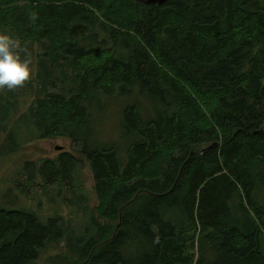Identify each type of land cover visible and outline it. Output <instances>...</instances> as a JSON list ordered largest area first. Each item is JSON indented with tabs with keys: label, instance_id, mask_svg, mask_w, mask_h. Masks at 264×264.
I'll list each match as a JSON object with an SVG mask.
<instances>
[{
	"label": "trees",
	"instance_id": "obj_1",
	"mask_svg": "<svg viewBox=\"0 0 264 264\" xmlns=\"http://www.w3.org/2000/svg\"><path fill=\"white\" fill-rule=\"evenodd\" d=\"M0 32L33 69L0 89V130L81 145L37 172L86 158L98 199L79 236L0 207V264L62 241L57 264H264V0H0ZM134 90L152 106L124 110L125 149L85 135L94 102Z\"/></svg>",
	"mask_w": 264,
	"mask_h": 264
},
{
	"label": "rangeland",
	"instance_id": "obj_2",
	"mask_svg": "<svg viewBox=\"0 0 264 264\" xmlns=\"http://www.w3.org/2000/svg\"><path fill=\"white\" fill-rule=\"evenodd\" d=\"M32 99L27 95L24 99L26 104L20 103L22 112L26 111ZM134 102H140L147 108L152 106L144 95L135 90L126 95L114 94L112 97L102 98L100 102H94L91 108V123L83 132L86 136H92L93 132L94 137L91 139L98 144L117 143L120 149H125L129 137L125 136L122 116L126 107ZM142 113L146 116L152 114L151 110L146 108L142 109ZM14 129L18 138H21L20 146L16 144V140H12L10 128L0 130V207L31 211L45 223L51 218L60 217L58 221L61 227L70 226L67 233L75 232L79 236L85 227H89L91 209L96 212L98 205L93 170L88 160L78 158V163L71 173L73 176L69 174L63 179H48L37 170L46 160L58 159L62 153L77 154L81 145H73L68 138L61 136H38L32 123L28 121L20 122ZM12 142L15 145L14 150L2 148L3 145L12 146ZM57 145L64 148L58 150ZM195 241L198 245L199 240ZM64 243L62 241L60 244L47 246L35 264H57L59 259L56 258L63 256L67 251ZM60 258V264H75L74 260Z\"/></svg>",
	"mask_w": 264,
	"mask_h": 264
},
{
	"label": "clouds",
	"instance_id": "obj_3",
	"mask_svg": "<svg viewBox=\"0 0 264 264\" xmlns=\"http://www.w3.org/2000/svg\"><path fill=\"white\" fill-rule=\"evenodd\" d=\"M20 49V41L0 32V89L13 90L31 79V61L21 57Z\"/></svg>",
	"mask_w": 264,
	"mask_h": 264
},
{
	"label": "water",
	"instance_id": "obj_4",
	"mask_svg": "<svg viewBox=\"0 0 264 264\" xmlns=\"http://www.w3.org/2000/svg\"><path fill=\"white\" fill-rule=\"evenodd\" d=\"M141 2H143L144 4H163L168 0H140ZM56 149L61 150L63 149V147L60 146H56Z\"/></svg>",
	"mask_w": 264,
	"mask_h": 264
},
{
	"label": "bare ground",
	"instance_id": "obj_5",
	"mask_svg": "<svg viewBox=\"0 0 264 264\" xmlns=\"http://www.w3.org/2000/svg\"><path fill=\"white\" fill-rule=\"evenodd\" d=\"M143 3V2H142ZM164 4V3H163ZM158 5V4H157ZM57 146H59V145H57ZM60 147H63L64 148V146H60Z\"/></svg>",
	"mask_w": 264,
	"mask_h": 264
}]
</instances>
